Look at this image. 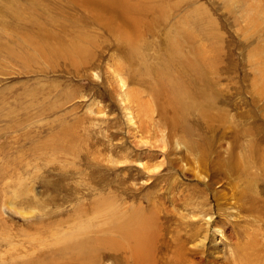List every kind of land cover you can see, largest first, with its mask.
<instances>
[{
  "label": "rangeland",
  "instance_id": "1",
  "mask_svg": "<svg viewBox=\"0 0 264 264\" xmlns=\"http://www.w3.org/2000/svg\"><path fill=\"white\" fill-rule=\"evenodd\" d=\"M70 1L0 0V264L32 251L28 240L37 256L100 233L113 207L156 206V264L176 240L189 264H206L214 242L227 260L231 245L264 244V0H130L208 26L209 119L165 108L128 69L106 8ZM162 34L140 49L152 55ZM95 254L48 263L136 264Z\"/></svg>",
  "mask_w": 264,
  "mask_h": 264
},
{
  "label": "bare ground",
  "instance_id": "2",
  "mask_svg": "<svg viewBox=\"0 0 264 264\" xmlns=\"http://www.w3.org/2000/svg\"><path fill=\"white\" fill-rule=\"evenodd\" d=\"M80 1H84V4L90 6H102L106 8L107 14L104 17L108 22H104H106L107 27L109 25L111 34L118 38V40H121L126 57L125 60L130 66H128V69H131L130 71L138 83L146 86L150 94H161L168 101L164 106L165 108H172L177 113H180L181 117L188 116L187 118H189L190 115L188 114L192 113L190 112L191 110L201 107V111L204 112L203 115L208 117L209 111L213 106L211 92L214 83V71L210 65V58L212 57L210 53V37L212 36L209 35L208 26H204L202 20H195L196 22L192 25L190 18H188L189 14L185 13L176 21L168 23L164 15H161L162 10L155 9L153 5H144L140 2H131L130 0ZM150 11H153L156 17L154 24L151 19H148ZM88 12L93 16H100L91 10H88ZM113 18H117L118 21ZM158 29L163 31V37L160 40L161 47L152 55H149L143 52V49H140L142 45L146 44L143 41L144 35L155 36ZM61 40L59 38L57 41L62 44L64 40ZM72 46L75 47V43ZM147 47L150 46L148 45ZM66 54L70 58L71 52L67 51ZM146 58H150L154 63H148ZM70 61L73 64L77 63L73 60ZM254 67L256 70V65ZM118 69H120L119 66ZM139 74H144L146 77L140 78L137 76ZM216 74L218 75V73ZM251 147L253 150H258L255 145H251ZM97 203L95 204L96 209L99 207ZM153 203L151 204L154 205ZM156 215V206L146 208V210L132 208L125 212L120 210L119 207H113L106 219L108 226L98 225L92 230L94 233H100L89 234L85 238H81L70 246H67V248L53 249L52 252L40 251L37 256L33 253V242L28 240V249L30 248L32 251H26L23 253V256L16 253L18 255L15 256V259L7 262V264H51L48 262L52 260V254L61 259L66 258L68 260L69 258L72 261V259L76 258L80 261L85 260L88 255L107 248L113 251H126L136 264H156L157 261L152 255V251L156 248L159 238V224ZM92 231H89V233ZM202 238L204 239H199V241L193 244L197 248H200L201 252H204L206 247L205 237ZM178 241L176 240L173 248L169 247L164 251L166 254L160 258L161 264L190 263L184 256L186 248ZM257 245H254V243H236L233 246L231 245L230 251L236 257L235 259L227 260V254L224 256L222 250L224 246H220V242H214L208 248L207 257L205 255V260L202 261H205L206 264H264V256L258 258V255H261L260 252H264V244ZM229 246L228 243L227 247ZM262 255L264 254L262 253ZM6 258L8 259V257Z\"/></svg>",
  "mask_w": 264,
  "mask_h": 264
}]
</instances>
